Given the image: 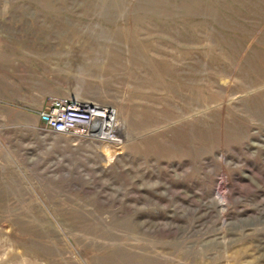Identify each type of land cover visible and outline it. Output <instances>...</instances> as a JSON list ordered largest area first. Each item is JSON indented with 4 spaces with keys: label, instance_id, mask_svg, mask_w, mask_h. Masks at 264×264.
I'll return each mask as SVG.
<instances>
[{
    "label": "rangeland",
    "instance_id": "1",
    "mask_svg": "<svg viewBox=\"0 0 264 264\" xmlns=\"http://www.w3.org/2000/svg\"><path fill=\"white\" fill-rule=\"evenodd\" d=\"M0 264H264V0H0Z\"/></svg>",
    "mask_w": 264,
    "mask_h": 264
},
{
    "label": "built area",
    "instance_id": "2",
    "mask_svg": "<svg viewBox=\"0 0 264 264\" xmlns=\"http://www.w3.org/2000/svg\"><path fill=\"white\" fill-rule=\"evenodd\" d=\"M77 102L76 99L67 95L52 97L49 107L44 113L46 128L53 132L77 136L80 139L105 140L115 137V131L99 134L94 132L91 127H81L78 124Z\"/></svg>",
    "mask_w": 264,
    "mask_h": 264
},
{
    "label": "bare ground",
    "instance_id": "3",
    "mask_svg": "<svg viewBox=\"0 0 264 264\" xmlns=\"http://www.w3.org/2000/svg\"><path fill=\"white\" fill-rule=\"evenodd\" d=\"M76 107L77 116H79L78 124L81 127H91L94 132L99 134L114 132L116 121L113 117L114 113L109 108L83 102H77Z\"/></svg>",
    "mask_w": 264,
    "mask_h": 264
}]
</instances>
